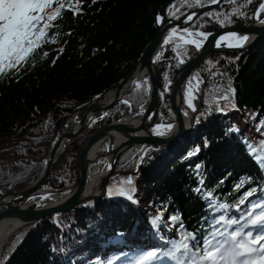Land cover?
Listing matches in <instances>:
<instances>
[{
  "label": "trees",
  "instance_id": "obj_1",
  "mask_svg": "<svg viewBox=\"0 0 264 264\" xmlns=\"http://www.w3.org/2000/svg\"><path fill=\"white\" fill-rule=\"evenodd\" d=\"M164 1L98 0L92 4L91 0H85L82 16L74 18L71 12H65L57 21L60 36L56 44L46 45L42 50L48 51L47 57L38 54L18 75L13 70L0 77V196L30 185L46 165L47 159L37 158L53 147L61 132L60 125L73 118L63 128L72 126L80 119L85 105L98 99L133 68L154 36V16ZM262 2L226 0L220 8L210 10L223 13L220 16L226 21L223 26L201 15L193 22L194 28L214 31L250 21ZM207 3L209 0H175L168 17L173 14L181 17ZM229 11L236 15L229 17ZM69 29L71 36L67 35ZM64 40L68 41L66 45ZM62 46L64 52L53 64L57 49ZM195 54L194 47L170 40L160 69L155 123L176 121L169 92L163 97L160 93L167 83L165 76L172 84L181 66L177 60L186 61ZM195 75L203 85V98L195 116L196 119L204 114L199 124L194 123L187 135L165 151L156 152V146L148 144L129 147L119 155L115 166L114 171L122 173L108 181L101 199H91L77 210L53 213L20 228L2 246L0 264H107L114 255L121 258L115 264H133L149 250L158 252L156 259L164 262V255L180 241L184 231H199L203 236L213 223V216L218 219L227 215L238 219L239 225L245 222L251 203L264 196V173L241 142L244 137L250 138L257 155L264 157L260 134L254 127L264 120V35L244 52L206 58L195 69ZM229 84L235 90L234 97L220 103L228 107L236 104L237 109L226 110L225 114L213 107L209 115V106H215L217 97L228 92ZM148 87V79L144 77L106 115L92 116L84 133L66 147L40 186L25 199L0 206V211L17 207L31 196L39 199L47 193L71 192L77 185L78 155L83 143L100 127L144 108ZM232 126L239 128L238 135H226ZM109 143L110 139H106L99 151L106 150ZM143 152L146 155L141 166L132 173ZM10 158L15 160L7 162ZM197 165L205 189L215 197H222L220 202H226L230 211H210L206 202L194 194ZM129 177L135 188L134 196L143 204L141 216L132 221L125 197L107 195L108 190H119ZM253 187L258 192L246 198ZM245 199L247 203L241 204ZM242 215L245 219H240ZM157 216L162 222L155 226L152 221ZM171 216H182L183 230L170 223ZM202 217H207V221ZM133 236L148 238L152 243L141 247L131 244Z\"/></svg>",
  "mask_w": 264,
  "mask_h": 264
},
{
  "label": "water",
  "instance_id": "obj_2",
  "mask_svg": "<svg viewBox=\"0 0 264 264\" xmlns=\"http://www.w3.org/2000/svg\"><path fill=\"white\" fill-rule=\"evenodd\" d=\"M174 1L175 0H165L155 13L154 36L137 58L133 68L115 85L106 89L98 99L85 105L80 119L73 126L67 129L63 128V125L69 122L70 119H67L60 125L59 128L61 132L53 147L44 156L37 158V160L47 159V163L40 175L24 189L1 195L0 206L9 205L28 197L47 177L66 147L84 133V129L90 118L98 113H101V117H103L107 110L122 102L126 94L129 93L144 76L147 77L149 83L145 107L109 122L86 139L78 155L77 185L71 192L52 201V203L49 202L34 207L21 204L20 206L7 207L0 211V225H8V228L0 234V250L8 238L20 228L53 213L77 210L91 199H101L106 193L108 181L116 174L122 173L115 172V166L119 155L129 147L135 144H148V147H150V145L156 146V151L160 152L166 150V148L171 146L180 137L187 135L193 129L194 119L199 112L203 98V85L199 87V84L197 85L195 83V81L198 80L195 75L197 66L214 54L233 55L244 52L249 49L257 39L264 35V25L260 24L259 20L254 18L255 12L253 19L250 21L222 27L214 31H204L211 35L202 47L197 49L194 44L187 43V41L192 39L199 40L202 38L198 36H189L183 33L182 29L187 27L192 29L193 32L203 31L191 27L190 25L200 17L201 14L221 7L225 0L218 4L209 5V3H207L204 7H198L188 11L179 19H172L169 22L167 17ZM192 12H196L197 17L194 18L193 22L186 24L185 17ZM158 15L165 17L163 23H157ZM177 26H179V30L170 35L171 30ZM227 33H236L240 36L247 35L249 41L242 49L229 48L227 46L216 47L215 41ZM166 39L168 40L167 44L165 43ZM171 39H177L182 44L193 46L196 49V54L186 61L181 59L177 60L181 66L174 74V79L169 91L170 105L176 116V121L170 123L172 129L166 136H158L151 132V128L154 125H168L155 123V118L157 114V89L160 85V69L163 63L165 49L169 45ZM189 76H191L194 81L193 87H198L199 89L196 93L197 98L193 101L196 107L195 112L185 108L183 102L185 95L184 88L187 86ZM108 91H113L114 96L110 101L104 102L103 97ZM185 111H187V115ZM108 138L110 139L108 148L103 151H98L101 144ZM141 156H144V152ZM14 160L15 158H10L6 161L11 162ZM101 160H103L101 164L102 169L95 174H91V165L100 163ZM140 166L141 162H139L132 173L137 172Z\"/></svg>",
  "mask_w": 264,
  "mask_h": 264
},
{
  "label": "snow or ice",
  "instance_id": "obj_3",
  "mask_svg": "<svg viewBox=\"0 0 264 264\" xmlns=\"http://www.w3.org/2000/svg\"><path fill=\"white\" fill-rule=\"evenodd\" d=\"M84 2L85 0H0V77L7 76L8 72L13 70L18 75L29 66L30 61L34 60L38 54L42 55V57H47L49 55L48 51L42 50L46 45L56 44L60 36L57 31V21L63 18L65 12H71L74 18L82 16ZM97 2L98 0H91L92 4ZM222 2L223 0H209V5ZM199 6L204 7L205 5L200 4ZM261 10H264V3L260 4L254 18L264 25V19L260 18ZM201 15H206L209 20H215L222 26L226 23L225 20L220 19L223 13L210 11ZM228 15L231 17L236 14L229 11ZM196 17L197 13L192 12L185 17V23L193 22ZM179 18L176 14L167 17L169 22L172 19ZM164 20L165 17L157 16L158 24L163 23ZM193 27H195L194 23ZM178 30L179 26L173 28L170 35ZM182 32L189 36L202 38L187 41V43L194 44L197 49L201 48L211 35L204 31L193 32L192 29L187 27L183 28ZM72 34L71 29H69L67 35L71 36ZM248 41L249 37L247 35L240 36L236 33H227L215 41V46L242 49ZM67 43L68 41L64 40V44L66 45ZM165 43H168L167 39ZM63 52V46L57 49L58 54L53 59V64ZM165 79L167 83L164 91L160 93L162 97L170 91L171 87V82L167 76H165ZM195 83L198 85L200 81L196 80ZM192 84L193 81L190 80L183 102L195 112L196 107L193 101L197 98L196 93L199 89L198 87H192ZM234 93L235 90L229 84L228 92L223 96L217 97L216 105L209 106L208 114H212L213 107H215V111L226 114L228 105L221 104L220 101H229L234 97ZM123 103L127 104L128 101ZM203 115L198 116L194 123L199 124ZM255 118V115H253L252 119L255 120ZM162 127V125H156L154 131ZM171 127V124L167 125V129H171ZM254 127L260 134L259 143L261 147H264V120L256 123ZM239 131L237 126H232L226 130V135L233 133L238 135ZM156 134L163 136L165 132L159 131ZM241 142L245 144L246 151L257 163L261 172L264 173V157L257 155V150L254 144L250 143V138L244 137ZM205 146H207V143ZM143 160L144 156H141L140 161L143 162ZM195 174L198 177L197 187L192 189V191L202 201L206 202V209L223 213L230 211L231 209L226 202H220L222 197H215L213 193L205 189L203 179L199 178L200 165L196 166ZM257 192L258 188L253 187L251 191L246 193V198L253 196ZM134 194L135 188L131 177L127 179V183L123 184L119 190L115 192L112 190L107 191V195L110 198L113 196L125 197L133 203L136 202ZM261 201H264V196L260 197V201L251 203L247 221L243 226L239 225L238 219L229 218L227 215L222 214L218 219L213 216V223L203 236H200L199 231L195 233L184 231L180 241L174 243L173 249L167 255L171 258L173 264H264V202ZM240 203H247V199L240 201ZM237 210L239 211V208ZM257 212L259 214H256ZM202 219L207 221V217H202ZM240 219H244V216L242 215ZM169 220L173 225H178L182 230L184 229L182 216H171ZM161 222V217L157 216L153 219L152 224L158 226ZM221 225H223V229ZM249 228L251 230L246 231ZM158 255L159 253L156 251H146L133 264H152Z\"/></svg>",
  "mask_w": 264,
  "mask_h": 264
},
{
  "label": "bare ground",
  "instance_id": "obj_4",
  "mask_svg": "<svg viewBox=\"0 0 264 264\" xmlns=\"http://www.w3.org/2000/svg\"><path fill=\"white\" fill-rule=\"evenodd\" d=\"M241 36H244V35H241ZM190 38H191V37H190ZM192 40H194V39H192ZM192 87H193V85H192ZM187 91H188V82H187V86L184 88V94H185ZM113 96H114L113 91H108L107 93H105V95H104V97H103V101H104V102L110 101V100L113 98ZM184 106H185V108H187L188 110H190V108H188V107L186 106L185 103H184ZM187 109H186V110H187ZM185 113H187V111H185ZM186 115H187V114H186ZM155 126H156V125H154V126L151 128V132H152L153 134H156V132L164 131L165 134H164L163 136H166V135L171 131V129H172V127H171V129H167V126L162 125L163 127H162L161 129H156V130L154 131ZM156 135H157V134H156ZM158 136H161V135H158ZM98 151H99V149H98ZM98 151H97V152H98ZM101 169H102L101 164H100V163H95V164H92V165H91L90 172H91V174H95L96 172L100 171ZM52 201H53V200H50L49 202L52 203ZM22 204H23L24 206H29V207H30L31 205L36 204V198H35V197H32L31 199L25 200ZM37 205H38V204H37ZM35 206H36V205H35ZM7 228H8V225H6V224H4V225H0V234H1L2 232H4Z\"/></svg>",
  "mask_w": 264,
  "mask_h": 264
},
{
  "label": "rangeland",
  "instance_id": "obj_5",
  "mask_svg": "<svg viewBox=\"0 0 264 264\" xmlns=\"http://www.w3.org/2000/svg\"><path fill=\"white\" fill-rule=\"evenodd\" d=\"M53 7H55V5H53ZM263 19H264V18H263ZM189 81H190V80H189ZM193 84H194V81H193ZM193 84H192V85H193ZM136 115H138V114H136ZM155 151H156V149H155ZM156 152H157V151H156ZM144 158H145V155H144ZM102 163H103V160H101L100 164H102ZM44 201H45V200H44ZM42 202H43V200H41L39 204H40V205L43 204ZM19 206H20V205H19ZM133 216H135V215H133Z\"/></svg>",
  "mask_w": 264,
  "mask_h": 264
}]
</instances>
